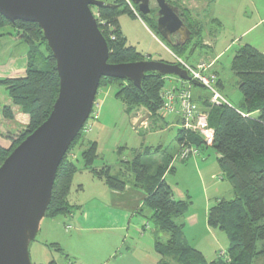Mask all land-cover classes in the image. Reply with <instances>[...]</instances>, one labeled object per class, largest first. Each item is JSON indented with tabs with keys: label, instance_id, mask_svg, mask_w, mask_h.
Segmentation results:
<instances>
[{
	"label": "trees",
	"instance_id": "trees-1",
	"mask_svg": "<svg viewBox=\"0 0 264 264\" xmlns=\"http://www.w3.org/2000/svg\"><path fill=\"white\" fill-rule=\"evenodd\" d=\"M115 4L117 7L98 9L99 27L109 46V63L150 61L128 44L120 27L121 14L138 17L137 14L125 0H117ZM134 7L138 12L137 7ZM179 9L181 17L192 31L191 41L183 47L165 44L176 58L189 64V60L194 58L196 47L203 43V29L198 23L190 21L185 10ZM139 16L148 21L151 29L158 34L155 23L149 17L140 13ZM6 27H13L18 32L13 37L28 45L29 51L25 68L16 64L10 74L0 76V88L7 91L6 96L0 95L4 101L0 105V134L10 142L8 149L0 148V167L49 118L60 90L57 63L39 25L23 21L12 23L0 15V38ZM162 41L164 43V39ZM172 64L181 66L177 60ZM232 71L238 77V88L244 99L243 109L239 112L229 102L230 105L209 111V124L214 130L212 147L206 146L198 134L184 132L183 129L179 130L177 138L180 149L184 143L195 146L201 153L213 149L218 155L222 179L232 186L234 198L217 201L208 213L209 226L223 232L228 238L229 246L223 251L224 256L219 253L216 260L208 261L202 252L187 242L185 225L179 220L189 211L192 202L191 199L177 200L166 180V175L175 170L172 166L175 161L173 154L166 152L161 159L153 160V156L158 157L162 153V148L134 150L132 160L121 161V174H115L111 166L100 170L95 168L94 164L99 158L96 142L88 143L81 154L85 168L108 188L122 192L132 181L145 191L147 198L136 215L146 217L144 231L152 228L151 231L156 234V250L162 257L159 264H264V53L250 45L239 48L233 58ZM171 78L190 86L191 90L195 86L175 76L149 73L140 87L130 81L103 78L99 90L118 85L116 97L125 104L128 114L145 108L152 119H159L157 112L163 103L161 94ZM219 86L220 81L217 87L221 92ZM208 97L204 101L206 108L210 107L211 95ZM85 137L86 133L82 130L59 166L45 218L53 219L74 210L69 203V196L73 179L80 168L71 153ZM127 177L132 178L129 180ZM150 224L152 227L149 228ZM161 233L168 234L166 242H162Z\"/></svg>",
	"mask_w": 264,
	"mask_h": 264
},
{
	"label": "water",
	"instance_id": "water-1",
	"mask_svg": "<svg viewBox=\"0 0 264 264\" xmlns=\"http://www.w3.org/2000/svg\"><path fill=\"white\" fill-rule=\"evenodd\" d=\"M142 15L153 0H130ZM159 7L158 34L185 46L192 31L168 0ZM117 7L98 0H0V15L38 24L57 63L59 96L49 118L0 167V264H33L30 246L51 203L61 162L89 120L103 78L140 87L149 73L175 76L203 88L177 64L159 61L110 64L109 46L92 8Z\"/></svg>",
	"mask_w": 264,
	"mask_h": 264
},
{
	"label": "crops",
	"instance_id": "crops-1",
	"mask_svg": "<svg viewBox=\"0 0 264 264\" xmlns=\"http://www.w3.org/2000/svg\"><path fill=\"white\" fill-rule=\"evenodd\" d=\"M98 1L104 2L105 4H114L117 0H98ZM244 1L245 0H240L241 6L238 7L230 3L227 4L228 3L227 0L226 3H224L223 12L217 11L215 9L216 5L218 4V0H210V1L209 0L208 1L207 0H176L175 3L178 8L185 10L189 14L190 21H192L195 24L198 23L200 27L203 29V43L202 45L196 47L194 57H196L197 59L195 62H193V65L197 66L201 62L213 63L212 71L215 72L219 77V81L221 83L219 89L221 90V92L225 88V82L222 80L221 75L217 70L216 63L223 54L220 53L216 55L215 58H211L210 56H208L207 53L206 54L204 53L206 49H210V51L213 54L214 53L213 49L215 48L217 41L216 39L217 33H213L212 31L207 30V25L209 23L217 24L219 26V29H222V26L225 24V21L231 17L236 21H239V23L242 25L245 26L248 25L246 26L248 27V29L242 35H239V37H241V40L237 42V38H236L233 41L234 45H232V47L236 45L235 43L239 44V48L245 45H250L255 49H257L258 51H260L261 53H264V41L261 42L258 39L254 40L251 34L247 35L252 30L255 29L258 30L259 27L264 28V0H247V2H249L247 3L248 5L247 9L246 7H244ZM234 2H236V0H234ZM212 6L214 7V9H212ZM249 9H251V12L253 16L255 15V18H253V16H250ZM160 57L161 58L158 61L164 62L163 56ZM172 63L174 62H170V64ZM180 85L181 82L177 81V79L175 78H171L168 81V87L180 86ZM194 87L195 86H193L192 88V94L195 102L198 104L200 109L207 110L209 107L208 108L205 107L204 101L209 97L204 93L203 91L204 87L200 88L196 86L197 89H194ZM223 96L227 98L226 95L223 94ZM231 105L240 112V110L243 109L244 99L239 102L238 106H235L233 104ZM124 110L127 113L126 107H124ZM140 111H144V110L142 109ZM140 113L141 112H139L138 114V111H134L131 114L127 113L131 117V125L133 124L132 126L135 127L138 124H140L142 120L149 119L150 121L149 127L145 129L142 128L146 132L145 134L165 135L171 131L175 132L176 133L175 141L177 142L178 148L176 150V153H174L173 155L174 156L177 155L178 152L180 151V146L177 141L178 133L180 130L179 117L170 116L165 119H160V118L151 119L150 112H148L147 116H145L146 118L141 117ZM97 116H99L100 118V115L97 114ZM97 121L98 120L95 119L96 124H98ZM98 126L99 129L101 130L106 129L104 125L98 124ZM140 129L141 127L134 130L136 132H139ZM84 140H90L88 141V143L91 142L97 143L98 145L97 152L100 158L101 152H100L99 141L94 138H92L91 140L88 139V137H85L82 141L83 144L80 145L82 152L88 146V143L85 145ZM9 147H10L9 140L0 134V148L8 149ZM148 147L163 149V145L162 146L159 145L158 147H153V146H148ZM148 147L142 146L140 148H137V150L142 151V149ZM209 150L210 149L204 150L201 153V155L198 157L196 156L191 157L192 159L197 158V160H195L196 163L199 162V165L201 164L200 166L203 169L211 168L209 167L208 163L205 161L206 153ZM72 156L73 158H75L77 155L76 153H73ZM198 159L201 161H199ZM217 159H218V155H217ZM125 161H130V160H125ZM105 166H108V164L104 163L102 167H97V170H100ZM79 168H80L79 172L75 175L73 179L72 190L69 196V203L71 206L74 207V210L72 211V213H69L67 215L59 216L53 219L45 218L42 220L40 225V230L37 235V237L41 236L43 239V242H41V246L46 249L48 248L52 254L53 252H56L59 255H63L62 257L63 259L61 258L62 264H66V262H64L65 260L68 261V264H72V263L159 264L160 261L162 260V257L158 254L156 250V234L153 232L150 234V236H148L147 233L144 234V232L151 231V229H146L144 231L143 230L144 225H142L140 226L142 230L140 229L138 231L137 229L133 234L135 236V238L132 237L133 239H135L133 240L134 242L136 241L137 236L139 237V239H145L148 237L149 241L148 244H146L145 246L140 244L141 242L140 240L138 241L139 244H137V242H135L136 243L135 245L127 244V239L130 236L129 235L130 228L129 229L127 228L128 223L130 221V218L134 217L137 211H139V209L143 207L144 202L147 198L145 191L136 187L132 181L129 182L126 189L122 192L112 190L108 188L104 184V182L94 177V175L91 173L89 169L85 168L83 160H82V166ZM120 172L121 170H119L117 173L115 172L114 173L121 174ZM170 173H175V170L174 172H170ZM167 175H166V180H167ZM131 178L128 179L131 180ZM229 186L230 188L226 187L229 188L228 196H232V195L234 196L232 186L230 184ZM173 190H174L175 198L177 200L186 201L188 199H191L189 195L187 196V199H184L182 193L177 194L174 188ZM219 200H221V198H218L215 203H217V201ZM210 203L211 200H208L204 204L205 207L204 215H202L200 219H198L196 215H191L190 212L188 211L185 214L182 223H184L185 225L184 231H186V229L187 231L194 230L198 227V224L201 225V232H202L201 238L203 239V241L198 243H201V245L203 246H198L197 244H195L194 241L193 244L190 245L194 249L202 252L204 256L206 255V251H208L210 254L211 251L214 250V256L212 259H208L205 256L208 261H214L218 258L219 253L226 251L228 249L229 241L228 238L225 241V239H223L222 237L223 235H221V233H219L218 230H214L209 226L208 213L210 208L212 207L211 206L212 204ZM215 203H213V205ZM76 211L77 212L81 211V214L78 215ZM120 219L122 220L123 224L120 223L119 221ZM114 221L116 222V224H114ZM72 222L74 224L75 229L72 228L71 226H70L71 228L68 229L69 223ZM211 238L214 239V244H216L215 243L216 238H218L221 241L219 242L220 247L218 249H216L215 246L210 251L211 244L209 242L211 241ZM50 245H55V246L52 247ZM42 252L36 251L37 255L33 253L35 256H37L36 258H38L37 259L38 262L36 264H50V263L60 264V262H58L56 259L50 260L49 258H45V253ZM31 256H32V251H31Z\"/></svg>",
	"mask_w": 264,
	"mask_h": 264
},
{
	"label": "rangeland",
	"instance_id": "rangeland-1",
	"mask_svg": "<svg viewBox=\"0 0 264 264\" xmlns=\"http://www.w3.org/2000/svg\"><path fill=\"white\" fill-rule=\"evenodd\" d=\"M125 1L127 2V0ZM226 1L227 0H218V4H215V9L217 11L223 12L224 3H226ZM174 3H176V0H173V4ZM229 3L238 7L241 6L240 0H236V2H234V0H228L227 4ZM247 3L249 2L245 0L244 7H246V9L248 7ZM151 5L153 8L156 7L155 3H152ZM212 9H214L213 6ZM249 12L250 16H253L251 9H249ZM253 18H255V15ZM119 23L123 34L128 40V44L132 47H135L138 52L143 54L148 60L158 61L161 58L160 56H163L164 62L170 63L176 61L175 55L171 53L169 48L166 46L165 41L163 43L162 37L153 31L149 26V22L142 19L141 16L137 18L128 14H121L119 17ZM246 26L240 24L239 21H236L231 17L225 21L222 29H219L217 24L209 23L207 25L208 31L217 33V41L215 48L213 49V54L210 49H206L204 53H207L211 58H215V56L220 53L223 54L216 63V67L221 75L222 80L225 82V88L222 93L226 95L228 99L226 97L225 98L235 106H238L239 102L243 100V95L238 88V77L232 71L233 57L239 48V44L235 43L236 45L234 47H232V45H234L233 41L236 38L237 42L241 40L239 35H242L248 29ZM2 33L3 36L0 38V76L6 77L8 74H10L11 68L15 67L16 64H18L20 68L26 67L29 47L22 41L17 40L15 36L13 37V35L18 33L13 27H6L2 30ZM249 34L253 36L252 38H254V40L258 39L261 42L264 41L263 27H259L258 30H252L247 35ZM196 59L197 58L194 57L192 60H189V64H193ZM118 89V85H111L109 87H103L99 90L97 101L93 108L94 111L92 113V117H90L88 120L92 130L90 133L86 134V137L91 140L94 138L100 143V158H98V160L95 162V167H102V165L105 163L108 164V166H111L112 169H114L113 171L117 173L119 170H122L121 161L131 160L134 156L133 151L142 146L158 147L159 145H163L162 153L158 157L153 156V160L161 159L164 154H167L166 152H168V154L176 153L178 147L177 142L175 141V132L171 131L165 135H148L145 134L146 132L142 129V127L139 132L134 130V127L132 126L133 124L131 125V117L124 110V103L115 96L118 92ZM194 89H197L196 86ZM203 91L206 95L210 96V93L206 89L203 88ZM0 95H7L5 88H0ZM1 104H4L3 99H0V105ZM142 109L144 111H140ZM136 111H138V114L141 112V117H145L148 114V110L145 108H139ZM97 114L100 115V118L97 116ZM95 119L98 120V124L104 125L106 129H99ZM143 121L145 120H142L141 122ZM139 126L140 124H138L136 128L138 129ZM88 141L90 140H84L85 145L88 143ZM81 144L83 143L80 142V144H78V146L71 153V155L76 153L77 156L73 159L78 167L82 166ZM180 155V151L177 155H175V161L172 165L175 169V173H169L167 175V181L170 183L172 188L176 190L177 194H183L184 199H187L188 195L191 197L192 207L189 209L191 215H196V217L200 219L202 215H204V204L208 200H211L210 204L213 205V203H215L218 198L227 200L234 198L233 195L228 196L230 188L229 182L222 179V173L217 162V153L213 149H210L206 153L205 161L208 163L209 167H211L210 169H203L200 166L201 164L199 165V162L196 163L195 160H197V158H191L189 161L183 162L185 159L180 158ZM77 214H81V211H78ZM184 217L179 220V222H183ZM119 221L121 224H123L121 219ZM146 223L147 219L145 216L135 215L134 217L130 218L127 226L128 229L130 228V236L128 235L129 238L127 239V244L135 245V242L139 244V240L141 241V245L145 246L148 244L149 238L147 236L145 239H139L137 236L135 242L133 241L135 239L132 238H135L133 235L135 230L138 229L139 231L141 229L140 226L145 225ZM114 224H116L115 221ZM68 226L74 228L73 222L69 223ZM148 227L150 228L152 225L150 224ZM150 229L152 230V228ZM152 232L153 231H146L144 234L147 233V235L150 236ZM219 233L223 235L222 237L226 241L227 236L223 232L219 231ZM185 234V237H187L186 240L189 244H193L194 241L198 246H203L201 243H198L203 241L201 238L202 232L200 224H198V227L194 230L187 231L186 229V231H184V235ZM167 237L168 234H160L162 242H166ZM41 242H43V239L41 236H38L30 246V256L32 251V263L36 264L38 262V258L35 256L37 255L36 251H43L42 253H45V258H49L50 260L56 259L58 262H60V264H62L61 258L63 255H59L56 252H53L52 254L48 248L46 249L41 246ZM219 242L221 241L216 238V244H214V239L211 238V241L209 242L211 244L210 251L215 246L216 249H218L220 247ZM205 256L208 259H212L214 256V250H212L210 254L208 251H206ZM64 262L68 264V261L65 260Z\"/></svg>",
	"mask_w": 264,
	"mask_h": 264
},
{
	"label": "built area",
	"instance_id": "built-area-1",
	"mask_svg": "<svg viewBox=\"0 0 264 264\" xmlns=\"http://www.w3.org/2000/svg\"><path fill=\"white\" fill-rule=\"evenodd\" d=\"M135 13L137 14L136 11ZM95 17L98 19L99 15L95 14ZM176 60L194 81L202 84L203 87L210 92V107L207 111L200 109L198 104L194 101L191 87L181 83L180 86H171L163 90L161 94L163 103L160 110L157 112V116L160 119L178 116L180 119V129L198 134L206 146H212L214 142V130L209 124V111L215 107L230 105V103L218 90L219 78L211 71L213 63L201 62L196 67H193L182 59L176 58ZM90 117H92V113ZM150 118H152L151 114ZM149 125L150 121L146 119L140 123L139 127L145 129L149 127ZM134 129H137L136 126ZM91 130V125H89L87 121L83 131L88 134ZM180 154V158L188 159L191 156H200L201 151L193 145L184 143L181 145ZM70 228L71 227L68 226V229ZM224 255V252L220 253V256Z\"/></svg>",
	"mask_w": 264,
	"mask_h": 264
},
{
	"label": "flooded vegetation",
	"instance_id": "flooded-vegetation-1",
	"mask_svg": "<svg viewBox=\"0 0 264 264\" xmlns=\"http://www.w3.org/2000/svg\"><path fill=\"white\" fill-rule=\"evenodd\" d=\"M128 2V1H127ZM168 2L169 3H171V4H173V0H168ZM152 3H155L156 4V7L155 8H153L152 7ZM128 4L133 8V10H135V7L134 6H136V5H134L133 3H131V1L129 0V2H128ZM151 4H150V10H151V12L149 13V14H147V15H143V16H145V17H149V19L150 20H152L154 23H155V25H156V28H158V19H159V14H158V12H159V7H158V4L153 0V1H151ZM174 6H175V4H173ZM137 7V9H138V6H136ZM177 7V6H176ZM92 10H93V12H94V15L95 14H98V9L97 8H92ZM95 10V11H94ZM136 12H137V10H135ZM139 10H138V12H137V14H138V16H139ZM141 14V13H140ZM142 15V14H141ZM158 32V31H157ZM179 39V37L178 36H174L173 38H172V40H173V42H174V44H175V42L177 41Z\"/></svg>",
	"mask_w": 264,
	"mask_h": 264
},
{
	"label": "bare ground",
	"instance_id": "bare-ground-1",
	"mask_svg": "<svg viewBox=\"0 0 264 264\" xmlns=\"http://www.w3.org/2000/svg\"><path fill=\"white\" fill-rule=\"evenodd\" d=\"M120 81V80H119ZM221 84V83H220ZM205 89V88H204ZM155 125V124H154ZM184 132H186V131H184ZM178 135H179V133H178ZM189 135V134H188ZM188 141V140H187ZM212 147V146H211Z\"/></svg>",
	"mask_w": 264,
	"mask_h": 264
}]
</instances>
